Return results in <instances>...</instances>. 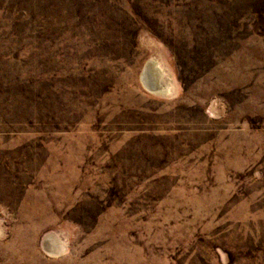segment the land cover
<instances>
[{"label":"rangeland","instance_id":"rangeland-1","mask_svg":"<svg viewBox=\"0 0 264 264\" xmlns=\"http://www.w3.org/2000/svg\"><path fill=\"white\" fill-rule=\"evenodd\" d=\"M0 264H264V0H0Z\"/></svg>","mask_w":264,"mask_h":264},{"label":"bare ground","instance_id":"bare-ground-1","mask_svg":"<svg viewBox=\"0 0 264 264\" xmlns=\"http://www.w3.org/2000/svg\"><path fill=\"white\" fill-rule=\"evenodd\" d=\"M145 66V65H144ZM157 66L156 64L154 63V61H150V62H147V65L145 67V74H150V73H156L158 72V70L156 69ZM152 79V78H151ZM155 83V82H154ZM160 88V87H159ZM167 88V87H166ZM160 90V89H159Z\"/></svg>","mask_w":264,"mask_h":264}]
</instances>
